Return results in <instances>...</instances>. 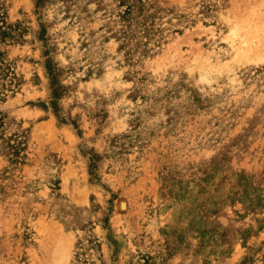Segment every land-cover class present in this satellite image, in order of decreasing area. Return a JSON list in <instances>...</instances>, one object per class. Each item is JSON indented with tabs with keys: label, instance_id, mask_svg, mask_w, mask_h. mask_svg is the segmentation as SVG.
<instances>
[{
	"label": "rangeland",
	"instance_id": "obj_1",
	"mask_svg": "<svg viewBox=\"0 0 264 264\" xmlns=\"http://www.w3.org/2000/svg\"><path fill=\"white\" fill-rule=\"evenodd\" d=\"M0 264H264V0H0Z\"/></svg>",
	"mask_w": 264,
	"mask_h": 264
}]
</instances>
